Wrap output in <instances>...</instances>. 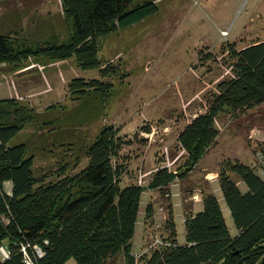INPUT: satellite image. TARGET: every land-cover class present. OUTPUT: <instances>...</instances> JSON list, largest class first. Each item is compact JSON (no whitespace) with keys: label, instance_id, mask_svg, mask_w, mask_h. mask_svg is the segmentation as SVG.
I'll list each match as a JSON object with an SVG mask.
<instances>
[{"label":"rangeland","instance_id":"obj_1","mask_svg":"<svg viewBox=\"0 0 264 264\" xmlns=\"http://www.w3.org/2000/svg\"><path fill=\"white\" fill-rule=\"evenodd\" d=\"M154 1L159 6L156 15L101 39L100 57L119 67L115 76L83 70L75 58L49 62L30 57L20 68L0 64V99H18L30 119L15 142L28 145L36 158V173L48 175L47 181L59 178L62 165H67V174L84 169L89 163L88 146L106 126H114L122 138L117 158L127 166L122 186L137 183L141 169L155 172L167 157L178 158L172 171L183 173L188 156L180 148L179 134L207 110L209 100L218 93V83L232 76L233 60L224 45L236 42L243 48L264 40V0ZM72 31L62 0H0V34H11L36 48L64 42ZM201 50L213 57L202 60ZM76 78L112 83V91L78 98L70 89ZM217 126L221 134L216 145L187 176L175 180L169 196L146 186L133 240L137 257L170 241L171 204L178 241L186 243V213L204 210V193L214 191L210 170L220 171L224 159L243 160L264 177V158L254 153L257 143L264 141V106L239 116L223 113ZM154 130L153 136L146 137ZM153 173L146 178L147 185ZM241 189L247 190L245 185ZM218 194L235 236L238 229L224 194ZM150 202L155 213L147 221ZM106 264H125L124 257L111 258Z\"/></svg>","mask_w":264,"mask_h":264},{"label":"trees","instance_id":"obj_2","mask_svg":"<svg viewBox=\"0 0 264 264\" xmlns=\"http://www.w3.org/2000/svg\"><path fill=\"white\" fill-rule=\"evenodd\" d=\"M72 34L61 43L39 44L36 48L11 34H0V64L20 68L30 57L49 62L75 58L83 70H100L102 77L115 76L119 67L100 57V41L156 15L154 0H62ZM233 60L232 76L218 83V93L179 134L180 148L187 153L183 173L159 168L150 189L170 195L171 185L184 178L212 149L221 134L217 119L223 113L235 116L264 106V40L243 48L224 45ZM201 59L210 60L201 50ZM112 83L76 78L70 84L78 98L90 93L107 95ZM26 107L16 98L0 99V244H6L10 259L0 264H27L23 246L35 264H106L120 255L125 264H264V177L255 167L239 159L221 163L219 181L238 233L233 236L223 207L214 192L204 193V210L186 213V243L178 241L173 205L169 206L166 245L137 257L133 240L140 204L146 187L137 183L122 186L127 166L117 159L122 138L114 126H106L86 150L88 165L67 174V165L57 180L35 171V156L25 142H15L29 122ZM254 153L264 158V141ZM116 159V160H114ZM163 161L161 160L160 163ZM238 178V179H236ZM243 181V191L238 181ZM12 183L8 193L6 184ZM154 203L146 210L153 219ZM9 218L4 224L2 217ZM44 255H37L35 246Z\"/></svg>","mask_w":264,"mask_h":264},{"label":"built area","instance_id":"obj_3","mask_svg":"<svg viewBox=\"0 0 264 264\" xmlns=\"http://www.w3.org/2000/svg\"><path fill=\"white\" fill-rule=\"evenodd\" d=\"M39 66L41 67V69L44 68V66H42V65H39ZM155 133H156L155 130H154L151 134H150V133H146V137L153 136ZM179 157H180V156H179ZM177 159H178V158H177ZM177 159H175V160H173V161H170V158L167 157V162L164 163L161 167H162V168H167V169H169L170 171H172V164H174L175 161H176ZM158 168H159V167H158ZM156 170H157V169H156ZM156 170H155V171H156ZM153 172H154V171H148V172H146V171H143V170L141 169V170L139 171V177H138L137 184L140 185V186H143V187L148 186V185H147V180H146V178H147L149 175H151ZM8 183H10V182H8ZM6 185H7V184H6ZM6 188H7V186H6ZM7 190H8V193H11V191H12V183H11L10 186L7 188ZM194 197L197 198L196 196H194ZM2 221H3L4 224H6V225L10 223L9 218H7L6 216H3V217H2ZM22 250H23L24 253H25V261H26V263H27V264H35L34 261H33V259L31 258V256H30L29 253H28L27 247H26V246H23V249H22ZM35 250H36L37 255H39V256H41V257L44 255V251H43V249H42L40 246L36 245V246H35ZM10 257H11V252H10V250H9V247H8L6 244H0V263H1V262H5L6 260L10 259Z\"/></svg>","mask_w":264,"mask_h":264},{"label":"crops","instance_id":"obj_4","mask_svg":"<svg viewBox=\"0 0 264 264\" xmlns=\"http://www.w3.org/2000/svg\"><path fill=\"white\" fill-rule=\"evenodd\" d=\"M242 161H243V160H242ZM243 162H244V161H243ZM245 163H246V162H245ZM249 165H250V164H249ZM211 173H212L214 176H213V177L208 176V179H209V180H214V181L212 182V186H213V189H214L213 192L217 195V197L219 198L220 203H221V205H222L221 197H220L219 194H218L219 192L222 191V189H221V185H220V181H219V179H218V173H219V171H218V170L211 169L209 175H210ZM258 173H259V172H258ZM238 184H239L240 188H242V186L245 185V186H246V189L248 190L247 185H246L243 181L239 180V181H238ZM247 190H246V191H247ZM222 192H223V191H222ZM201 203H203V201H202ZM197 205H199V204H197ZM222 207H223V206H222ZM223 210H224V214H225V217H226V220H227V223H228V219H227V209L223 207ZM228 210H229V208H228ZM229 212H230V210H229ZM230 213H231V212H230Z\"/></svg>","mask_w":264,"mask_h":264},{"label":"bare ground","instance_id":"obj_5","mask_svg":"<svg viewBox=\"0 0 264 264\" xmlns=\"http://www.w3.org/2000/svg\"><path fill=\"white\" fill-rule=\"evenodd\" d=\"M6 187V186H5Z\"/></svg>","mask_w":264,"mask_h":264}]
</instances>
